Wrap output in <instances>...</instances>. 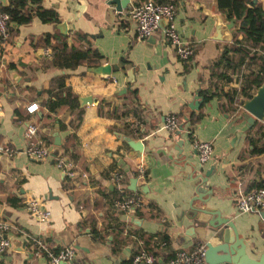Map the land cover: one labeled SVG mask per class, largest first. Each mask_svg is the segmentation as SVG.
Segmentation results:
<instances>
[{"label":"crops","instance_id":"0c3cea01","mask_svg":"<svg viewBox=\"0 0 264 264\" xmlns=\"http://www.w3.org/2000/svg\"><path fill=\"white\" fill-rule=\"evenodd\" d=\"M140 1L129 0L120 13L105 0L27 1L21 10L27 17L10 21L8 38L0 42V146L15 152L0 153V218L9 223L5 235L10 242L0 264H48L24 242V234L53 251L72 246L70 264H122L140 246L157 259L190 249L198 241L183 234V194L190 192L193 173L211 166L205 185L213 191L211 205L233 221L250 257L264 252V218L258 212H236L232 198L237 182L244 190L264 182V118L244 117L239 107L255 90L253 77L264 52L257 50L249 60L228 51L234 66L223 67L215 62L231 47L235 22L229 41L210 39L213 20L200 6L224 19L215 0H154L173 4L174 28L192 42V55L178 59L159 30L143 40L133 38L134 23L124 12ZM249 4L264 10V0ZM36 10L49 12L50 18ZM69 48L96 56L71 68L53 65L52 53ZM105 63L112 66L109 75L87 70ZM49 88L60 95L67 90L76 102L48 111ZM195 93L199 104L190 109ZM30 103L36 108L28 113ZM169 114L178 118L173 131L162 127ZM191 115L198 116L193 123ZM28 123L49 149L53 134L58 135L59 155L72 165V178L54 165L55 157L37 161L23 153ZM124 136L139 140L141 152L128 147ZM193 140L211 144L210 158L201 165ZM173 146L180 147V154ZM140 161L144 174L135 179V192L142 204L120 212L111 201L123 197L120 191L128 190ZM112 170L123 175L119 186L108 180ZM31 196L47 212L45 219L24 208Z\"/></svg>","mask_w":264,"mask_h":264},{"label":"built area","instance_id":"2783aa9c","mask_svg":"<svg viewBox=\"0 0 264 264\" xmlns=\"http://www.w3.org/2000/svg\"><path fill=\"white\" fill-rule=\"evenodd\" d=\"M125 17L134 23L133 38L143 40L155 33L161 31L163 39L169 44L178 59L189 58L193 53L192 42L183 39L175 30L172 18L174 15V6L170 2H157L154 0H142L136 4L130 5L124 12ZM163 21V26L158 25V21ZM10 29L9 15L2 9L0 1V42L7 40ZM241 108V104L239 105ZM36 108L35 103L25 106V111L31 113ZM178 125V118L175 115H166L162 127L173 131ZM36 126L28 123L24 127V147L23 153L32 160H43L49 156V147L44 145L36 137ZM192 148L199 165L205 163L211 154V144L208 141L193 140ZM15 150L7 145L0 146V153L8 156L13 155ZM54 165L70 179L74 176L72 165L65 161L62 155L54 158ZM135 179L143 177L144 165L142 161L138 162L134 170ZM123 175L117 170H112L108 175V180L119 186ZM233 206L238 213L259 212L264 207V182L254 188L244 190L240 182L236 183L233 195ZM141 201L135 192L131 191L128 196L113 199L111 206L120 211L127 212L130 209L141 206ZM24 208L29 215L38 220L46 218L47 212L39 207L38 199L29 197L24 202ZM9 228V223L0 218V254L9 247V240L5 232ZM24 242L28 243L35 254L43 256L48 264H70L74 257L72 246H64L55 251L51 250L41 239L31 237L28 234L23 235ZM204 245L197 242L190 249H175L163 259H157L156 256L143 247H139L130 258L122 264H201L203 263Z\"/></svg>","mask_w":264,"mask_h":264},{"label":"water","instance_id":"95a60500","mask_svg":"<svg viewBox=\"0 0 264 264\" xmlns=\"http://www.w3.org/2000/svg\"><path fill=\"white\" fill-rule=\"evenodd\" d=\"M2 6H6V0H0ZM129 0H105V4L116 13H120ZM204 13L213 20V33L210 36L212 40L220 42L229 41L231 38L232 25L234 19L226 21L217 13H211L200 6ZM158 25L163 26V21L159 20ZM62 28V23L58 25ZM150 39V38H149ZM148 39V40H149ZM88 71L101 76L109 75L112 66L108 63L88 67ZM199 104L197 94H194L192 103L188 106L190 109H196ZM243 115H251L257 120L264 118V80L255 88L250 97L244 99L241 103ZM181 127L178 126V129ZM123 141L132 150L141 152L142 144L139 140L130 137H122ZM59 137L53 134L49 155L57 157L60 154ZM180 142H177V145ZM177 154H180V147L173 146ZM192 172L196 171V166H191ZM212 166L203 172H195L190 178V192L185 191L182 217L184 221L180 222L183 226V234L189 238H194L204 245L203 263L204 264H264V252L257 258L250 257L246 250L241 236L238 235L233 221L226 216L220 215L218 208L212 206V189L206 188V181L212 172ZM128 190H135V178L131 177L128 181ZM261 218H264V209L258 212ZM64 264V263H63Z\"/></svg>","mask_w":264,"mask_h":264},{"label":"trees","instance_id":"16d2710c","mask_svg":"<svg viewBox=\"0 0 264 264\" xmlns=\"http://www.w3.org/2000/svg\"><path fill=\"white\" fill-rule=\"evenodd\" d=\"M7 6H3L2 9L9 15V20L13 22H19L24 20L27 16L21 10L25 3L28 1L37 5L39 0H8ZM216 7L221 11L224 16L229 20L234 19L235 27L234 32L241 35L240 39L235 38L233 35L232 45L229 48H224L219 56V59L215 63H223L224 66L233 67L234 64L229 61L227 52L238 51L246 59H251L256 54L257 50L264 52V10L258 5L249 4V0H215ZM38 15L44 16V18H50V13L47 11H35ZM90 56H96L93 51H79L74 48H69L68 51H54L52 53V64L59 67L71 68L80 61H87ZM259 73L253 77V83L255 88L264 80V57L259 61ZM55 86L61 87V82H56ZM49 88L47 90L48 97L44 101V105L48 111H53L61 104L73 105L76 100L67 90H64V94L52 93ZM228 97V100L232 102V96L224 93ZM203 97L207 95L203 94ZM234 108V107H233ZM198 116H190V123ZM190 132L188 131V134ZM261 148V150H263ZM123 197L128 196L131 191L122 189L120 191ZM98 237V233H95Z\"/></svg>","mask_w":264,"mask_h":264}]
</instances>
